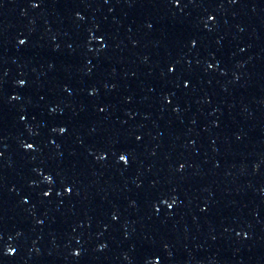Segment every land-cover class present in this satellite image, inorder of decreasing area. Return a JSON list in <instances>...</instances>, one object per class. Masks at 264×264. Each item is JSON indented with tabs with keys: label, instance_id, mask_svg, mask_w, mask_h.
Segmentation results:
<instances>
[{
	"label": "snow or ice",
	"instance_id": "snow-or-ice-1",
	"mask_svg": "<svg viewBox=\"0 0 264 264\" xmlns=\"http://www.w3.org/2000/svg\"><path fill=\"white\" fill-rule=\"evenodd\" d=\"M28 147H31V145H28ZM121 159H124V157H121Z\"/></svg>",
	"mask_w": 264,
	"mask_h": 264
}]
</instances>
